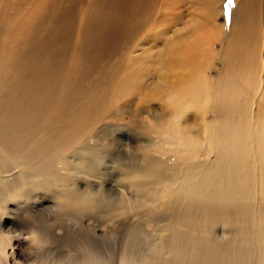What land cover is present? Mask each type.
I'll return each instance as SVG.
<instances>
[{
	"label": "bare ground",
	"instance_id": "bare-ground-1",
	"mask_svg": "<svg viewBox=\"0 0 264 264\" xmlns=\"http://www.w3.org/2000/svg\"><path fill=\"white\" fill-rule=\"evenodd\" d=\"M157 1L47 0L35 12L16 18V5L9 14L0 3V38L6 29L12 46L9 51L0 46L6 54L0 55V215L11 202L17 203L19 216L23 209L28 215L32 207L36 212L39 200L53 199L62 217L121 218L112 223L114 233L138 218L123 233L126 239L110 236L115 249H107L110 244L93 225L89 240L67 238L68 256L41 254L37 264H264V0H237L239 15L226 62V70L256 71V82L221 78L213 83L199 61L203 45L180 44L163 60L157 52L154 58L164 69L171 70L176 61L188 74L173 73L174 85L163 75L166 87L151 95L149 101L163 103L160 112H149L156 124L142 125L146 146L118 161L124 192L74 189L68 179L59 182L62 170L69 168L102 178L93 173L103 166L98 144L105 133L98 134L94 124L108 117L92 118L111 112L103 109L109 98L107 82L82 91L80 83L106 48L134 37L138 27L162 23V14L155 16ZM78 5L82 18L76 16ZM207 5L212 20L215 0ZM78 20L82 42L72 50ZM140 58L133 56L128 65ZM133 80V85L140 84ZM249 92L256 95L252 104ZM210 115L216 118L211 123ZM38 211L45 212L44 224L52 232L33 222L22 228L39 252L53 245L57 234L51 206ZM229 230L236 236L230 237ZM6 242L0 240V264L10 263Z\"/></svg>",
	"mask_w": 264,
	"mask_h": 264
},
{
	"label": "rangeland",
	"instance_id": "rangeland-1",
	"mask_svg": "<svg viewBox=\"0 0 264 264\" xmlns=\"http://www.w3.org/2000/svg\"><path fill=\"white\" fill-rule=\"evenodd\" d=\"M46 1L47 0H0V3L4 6L5 10L9 14L12 12L13 6L16 5V9L14 10V16L16 18L21 15H28L32 12H35L36 9L42 7ZM156 4L157 7L155 16L158 17V15L161 13L163 17L162 23L157 25L154 22L156 26H153V23L151 25V29L142 27L140 30V27H138L135 30L136 33L134 37L123 40L117 47L110 46L106 48L102 56H99L93 62V64L89 65L88 71L86 73L87 75L85 74L86 77L84 76L85 78H83L80 83L82 87L80 91H82L85 90L86 87L94 89L97 87V83L103 82L104 80L107 82V92L109 98L103 109L105 111L111 110V112L104 115L98 113L92 118L97 119L100 116L108 117L101 124H94L98 134L105 133V135L100 138L98 144L101 149V153L98 156L101 157L103 166L99 172L93 173V175H101L102 178L89 176L84 171H79L75 168H69V171L66 173L64 170H62L63 175H61L59 179L61 184L64 183V179H68L71 188L73 187L74 189H76L75 187L81 190H87L91 188L95 191H98L101 189L107 192L111 191L116 195L124 192V188L121 187L119 181L120 170L118 169V161L127 159L129 160V157L133 152L138 153L140 147L146 146V138L143 134V132L146 130L142 129V125L150 126L156 124V121H154L149 115L151 109H153V111H161L158 109H161L162 107L160 104L163 103L162 100L149 101L150 98L157 96L158 93L163 91V89H157L159 86L162 88L166 87L165 81L163 82L162 80L163 75H166V79L172 81L174 85V82L176 81L173 73L179 74L178 70H182L188 74V70L183 66H177L176 63L178 62L176 61L173 64L171 70L164 69L162 67L163 62L160 64V59L156 60L154 58V55L157 52L163 60V57L166 58L167 52L171 51V49L181 48L179 47L180 44L191 45L196 43L198 47L199 45H203L199 61L200 64L204 66L203 69L207 78L213 81V83H215L216 80H220L221 78L225 79V81L238 80L240 82H245L248 80L249 83L257 81L255 78L257 73L256 71H236L233 68L226 70V64H229V62H226L227 59L229 61L227 53L230 52V39L233 38V24L239 15L237 0H233L232 5L230 6L228 5L227 0H215L216 15H214L212 20L208 11L207 0H159L156 2ZM76 10V16L80 15V18H82L84 12L79 7V5ZM43 13L44 11H42V14ZM78 24L79 20L75 26L73 39L71 38V44H73L72 50H74L78 42H82L81 28L78 27ZM222 26L224 29L223 31L221 30ZM138 30H140V32ZM154 35L156 36L154 37ZM216 36H221L223 41L214 42L213 40ZM9 37V32H6L5 29L1 33L0 46H3L8 51L10 50V47H12ZM1 51L2 50H0V55L1 53L6 55L4 51ZM72 53L73 52L70 50L69 56H71ZM133 56H141V58L136 63L137 66L135 64L132 66V68L128 65V63ZM61 60L62 62L64 61L62 57ZM253 61H256V66H260L261 61L258 56H254ZM117 62L120 64H116ZM67 63H69L68 59L65 63L66 65H62V68L68 69L69 64ZM56 66L60 68V65ZM132 77H135V80L133 81H140V84L133 85L131 81ZM146 95L148 97L147 100L144 99ZM248 95L252 97L250 99L252 104L254 102L253 97L256 95L253 92H249ZM112 102L113 107L116 106L115 108H111ZM116 104L120 107H117ZM69 109H72V107ZM119 116L122 117V121L117 120ZM190 117L193 118L194 116L190 114ZM59 118H61V116L57 114L54 117V121L57 122ZM215 119L216 118H213L211 115L208 118L210 123ZM90 128H92V125ZM157 128L163 129L162 123H158ZM205 136L206 135L204 134L203 138H205ZM187 137H189V134ZM90 145L92 146L95 144L91 142ZM73 164L76 163L73 162ZM39 201L40 202H38L36 207H34V209H37L36 212L32 207L29 215L24 214L26 209H23L21 214L18 216L19 211L15 209L17 205L16 202L9 203L7 205L6 212L0 215V240H7L5 247L10 258L9 264H11L14 260H16L19 264H37L41 262L40 260L43 257L41 254H45V256H51L52 254H57V256L63 255V257L68 256L69 247H66V242L68 241L67 238L73 236L77 240L83 238L89 240L93 236V225L98 227V234L104 238L103 241L106 243V245L110 244V247L107 249H115L114 246H111V242H114L115 240L114 238H110V236L113 237L114 234V237L117 236L121 238V236H123L122 238L126 239L128 234L124 235L123 233H129V231L138 223L135 222L138 221V218L135 216L136 212L133 211L131 214L135 216L133 219V222L135 223L131 222L129 225L126 224L125 226H127V228L114 233L116 227L113 226L112 223L114 221L120 220L121 218L104 220L102 217H97L96 219L94 218V220H91L93 218L87 220L76 219L77 217L74 215H70V218L69 216L62 217L60 211L58 209L56 210L55 208V200L52 199L51 201L47 199V201L45 200L44 203L42 200ZM35 203L36 202H32V204ZM42 205L44 207L51 206L54 214L52 216L51 226L56 228L54 231L57 235L53 236V245L40 251L41 249L39 247H33L30 240H27V232L24 231L22 226L29 227L31 226L32 222L39 227L46 225L44 224L46 219L44 215L41 214L45 212L38 211V209L42 208ZM19 218L21 219L19 220ZM34 218H36V221ZM71 218L74 219L72 220ZM21 220H24L23 225H20ZM142 224L146 225L149 229H155L153 224L146 221H142ZM42 228H46L48 232H52V230H49L50 227H47V225L46 227ZM118 228L119 227H117V229ZM229 231L232 234L230 237L236 236L232 230ZM17 234L21 236V239H19L20 237H18ZM16 236L18 238H16ZM63 238L64 240H62ZM38 249H40L39 252ZM12 251L14 254H11ZM50 251H53L54 253Z\"/></svg>",
	"mask_w": 264,
	"mask_h": 264
},
{
	"label": "snow or ice",
	"instance_id": "snow-or-ice-1",
	"mask_svg": "<svg viewBox=\"0 0 264 264\" xmlns=\"http://www.w3.org/2000/svg\"><path fill=\"white\" fill-rule=\"evenodd\" d=\"M227 3H228V5L230 6V5H232L233 0H227Z\"/></svg>",
	"mask_w": 264,
	"mask_h": 264
}]
</instances>
